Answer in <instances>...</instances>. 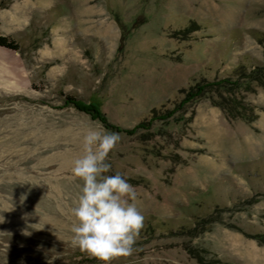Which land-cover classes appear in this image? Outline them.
<instances>
[{"label": "rangeland", "instance_id": "obj_1", "mask_svg": "<svg viewBox=\"0 0 264 264\" xmlns=\"http://www.w3.org/2000/svg\"><path fill=\"white\" fill-rule=\"evenodd\" d=\"M0 34V264H103L71 241L89 126L145 218L110 264H264V0H0Z\"/></svg>", "mask_w": 264, "mask_h": 264}, {"label": "clouds", "instance_id": "obj_2", "mask_svg": "<svg viewBox=\"0 0 264 264\" xmlns=\"http://www.w3.org/2000/svg\"><path fill=\"white\" fill-rule=\"evenodd\" d=\"M120 138L118 132L102 126L87 127L82 152L71 167L72 175L82 182L77 201L70 209L75 219L71 241L81 252L103 264H110L113 257L132 253L145 219L135 203L134 186L118 172L109 174L112 169L109 154ZM24 234L31 235L27 230ZM63 256L64 252L53 247L45 259L47 264H54Z\"/></svg>", "mask_w": 264, "mask_h": 264}, {"label": "trees", "instance_id": "obj_3", "mask_svg": "<svg viewBox=\"0 0 264 264\" xmlns=\"http://www.w3.org/2000/svg\"><path fill=\"white\" fill-rule=\"evenodd\" d=\"M0 47L8 49V50H13V51H18L20 49V45L15 39H13L10 36H4L2 34H0ZM237 82L238 81H230L228 79H222L218 81L217 83H211L207 81H205V83L203 84L197 83L195 86L191 87L188 91L186 92L182 91V93L185 94V99L183 100L182 104L191 103L193 101H196V100H199L205 97L206 94L208 93V90H207L208 87L220 86V87L226 88V85L235 86L238 84ZM66 101L69 104H72L79 111L89 114L95 119H98L103 125L107 127L115 128L108 123L107 117L105 114L101 112L99 105L93 104V103H86L76 97L69 96V95L66 96ZM222 108H224V110H226V112L229 113V111H227V109L224 106ZM240 116L241 115L237 113L235 118L240 117ZM141 126H142V123L139 124L137 127H135V129L141 128ZM135 129L128 130L127 132H132Z\"/></svg>", "mask_w": 264, "mask_h": 264}, {"label": "crops", "instance_id": "obj_4", "mask_svg": "<svg viewBox=\"0 0 264 264\" xmlns=\"http://www.w3.org/2000/svg\"><path fill=\"white\" fill-rule=\"evenodd\" d=\"M15 39V38H14Z\"/></svg>", "mask_w": 264, "mask_h": 264}]
</instances>
